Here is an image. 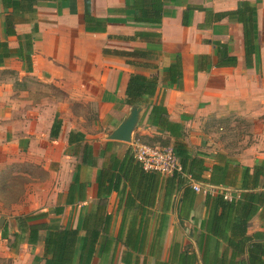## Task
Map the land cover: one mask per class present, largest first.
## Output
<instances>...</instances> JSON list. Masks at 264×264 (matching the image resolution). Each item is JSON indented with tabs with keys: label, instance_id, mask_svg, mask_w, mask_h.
I'll return each instance as SVG.
<instances>
[{
	"label": "crops",
	"instance_id": "crops-1",
	"mask_svg": "<svg viewBox=\"0 0 264 264\" xmlns=\"http://www.w3.org/2000/svg\"><path fill=\"white\" fill-rule=\"evenodd\" d=\"M161 1L155 26L132 21L133 0H43L34 14L17 15L15 35L7 36L4 20L11 10L0 0V42L12 52L0 63V252L12 264H44L34 259L42 256L45 232L30 245L18 226L19 218L34 214L45 215L28 224L78 229L80 237L84 222L100 224L90 264H229L231 250L204 228V198L224 191L237 199L241 168L264 161V0ZM244 2L256 13L247 61L242 24L218 16ZM34 27L28 68L18 52H26L24 36ZM136 50L151 53L121 55ZM170 66L175 72H168ZM132 74L157 80L154 95L137 105L142 113L132 142L172 147L174 139L147 119L162 103L168 121L180 128L178 140L205 160L204 178L214 165L222 168L223 183H199L201 191L192 190L195 197L181 212V190L170 199L164 193L168 176L159 174L147 198L132 192L119 168L106 166L111 155L122 159L132 143L106 140L133 106L125 103ZM55 119L60 130L51 138ZM235 125L249 128L241 142L226 132ZM70 132L84 140L69 145ZM84 144L94 165L82 163ZM100 171L108 175L101 177L104 186L109 176H119L101 201ZM144 184L137 189L147 192ZM100 205L103 212L95 215ZM256 234H264V204L248 223L247 235Z\"/></svg>",
	"mask_w": 264,
	"mask_h": 264
},
{
	"label": "trees",
	"instance_id": "trees-1",
	"mask_svg": "<svg viewBox=\"0 0 264 264\" xmlns=\"http://www.w3.org/2000/svg\"><path fill=\"white\" fill-rule=\"evenodd\" d=\"M43 0H1L4 9H10V13L5 16V32L7 36H14V18L17 15L34 14L35 6ZM132 21L136 24H149L158 26L161 23L162 1L161 0H133ZM219 17L235 18L243 27V41L247 61V55L253 53L252 42L256 36V13L255 8L249 3L244 2L240 9L229 11L218 15ZM36 28L31 34L24 36V47L26 52H18V56L30 67V51ZM136 36H144L138 34ZM135 38L133 36L131 39ZM21 40V39H20ZM21 45V44H20ZM21 49V46H20ZM252 49V50H251ZM104 53H109L104 50ZM151 52L136 50L130 53H123L126 59L131 55L138 58H147ZM17 54V53H16ZM12 55L11 50L7 48L6 43L0 42V63L5 57ZM128 64L131 62L127 61ZM176 66H170L168 72H175ZM156 78H148L140 74H132L127 82L125 90V103L129 106L138 105L143 102L145 96H152L156 90ZM150 125L156 127L162 132L168 133L174 139L172 145L173 152L178 158L182 167V172L190 176L192 180L198 183H208L220 185L223 183L221 171L222 168L214 165L211 169L209 178H204V173L208 170L205 160L202 157L192 155L190 149L178 140L180 128L176 124L168 121L167 113L162 103L151 107L148 117ZM60 121L55 119L50 130V137L57 138L60 130ZM84 140L82 134L70 132L67 138L69 145L78 146ZM104 152L109 151L111 142L106 143ZM83 164L94 165L90 162L91 147L83 145ZM103 155V153L101 154ZM106 166L110 168H119L122 175L120 177L128 180L130 189L136 196L150 198L152 187L157 182L159 174L157 172L142 170L141 165L133 158L130 150H127L122 159L116 155H111ZM133 171V174L129 172ZM119 172V170H118ZM108 176L102 174L97 178V197L98 200H104L110 192L111 185L119 181V176L115 175L114 180L108 177L107 186H104L101 177ZM264 161H261L253 167H244L240 171V185L238 187L239 197L237 199H225L224 191L216 195H205L204 204L207 208V219L204 222L206 231L222 241L227 248L231 250V260L229 264H264V234L247 235V227L251 218L257 212V208L264 204ZM145 183L148 187L147 192H141L137 188ZM165 195L170 199L172 195L181 190V196L178 203V210L181 212L186 205L191 204L195 194L187 186V180L180 174H173L165 177ZM116 188V187H114ZM70 187V193H71ZM73 192V191H72ZM103 212L102 206H98L95 215ZM179 213V212H178ZM180 214V213H179ZM45 214L26 215L18 219V226L21 234H27V243L35 245L39 239L38 233L45 232L43 238V249L41 258H35L34 261H43L44 264H90L95 247L98 241V230L96 226L100 225L93 221L84 222V236H79L78 229L61 227L57 224H28L31 221L43 217ZM108 222L104 223V228ZM14 238H17L15 234ZM127 240L124 245L128 246ZM243 255L245 257L243 258ZM221 262V261H220ZM222 264V263H221Z\"/></svg>",
	"mask_w": 264,
	"mask_h": 264
},
{
	"label": "built area",
	"instance_id": "built-area-1",
	"mask_svg": "<svg viewBox=\"0 0 264 264\" xmlns=\"http://www.w3.org/2000/svg\"><path fill=\"white\" fill-rule=\"evenodd\" d=\"M133 158L146 171L157 172L161 176L180 174L187 180V185L195 192L201 191V185L182 172V167L175 156L172 147L165 145H149L139 141L130 144ZM225 199H230L223 194Z\"/></svg>",
	"mask_w": 264,
	"mask_h": 264
},
{
	"label": "water",
	"instance_id": "water-1",
	"mask_svg": "<svg viewBox=\"0 0 264 264\" xmlns=\"http://www.w3.org/2000/svg\"><path fill=\"white\" fill-rule=\"evenodd\" d=\"M142 113V108L133 105L130 107L128 114L123 118L120 124L106 136L108 141H118L124 143H131L133 133L138 125ZM4 224V219L0 218V228Z\"/></svg>",
	"mask_w": 264,
	"mask_h": 264
},
{
	"label": "rangeland",
	"instance_id": "rangeland-1",
	"mask_svg": "<svg viewBox=\"0 0 264 264\" xmlns=\"http://www.w3.org/2000/svg\"><path fill=\"white\" fill-rule=\"evenodd\" d=\"M249 130V128L247 126H242V125H235V127L232 130H227V134L233 138V140H237L239 142H241L244 138V136H246L247 131ZM145 144H149V145H165L167 146V144H165L164 142L161 143H156V142H144ZM24 202V200H22ZM11 213L8 216L10 218V220H12V217L15 215L13 214L12 210H10ZM9 213V210L8 212ZM10 223L12 224V222L6 223V228H8V226L10 225ZM0 264H12V260L7 257V256H3V254L0 252Z\"/></svg>",
	"mask_w": 264,
	"mask_h": 264
}]
</instances>
